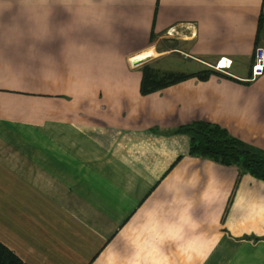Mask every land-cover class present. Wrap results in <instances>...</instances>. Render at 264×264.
I'll use <instances>...</instances> for the list:
<instances>
[{"label":"crops","instance_id":"crops-1","mask_svg":"<svg viewBox=\"0 0 264 264\" xmlns=\"http://www.w3.org/2000/svg\"><path fill=\"white\" fill-rule=\"evenodd\" d=\"M257 45L264 0H0V243L22 264H264V181L176 131L264 152ZM144 65L210 73L141 93Z\"/></svg>","mask_w":264,"mask_h":264},{"label":"trees","instance_id":"trees-1","mask_svg":"<svg viewBox=\"0 0 264 264\" xmlns=\"http://www.w3.org/2000/svg\"><path fill=\"white\" fill-rule=\"evenodd\" d=\"M262 18L259 19V24ZM210 70L194 73L159 72L149 65L142 67L140 91L148 93L190 76L205 78ZM176 131L188 135V153L209 158L223 165H233L264 181V152L232 137L221 126L197 120L178 126ZM0 264H22L20 259L0 243Z\"/></svg>","mask_w":264,"mask_h":264},{"label":"built area","instance_id":"built-area-1","mask_svg":"<svg viewBox=\"0 0 264 264\" xmlns=\"http://www.w3.org/2000/svg\"><path fill=\"white\" fill-rule=\"evenodd\" d=\"M221 59L218 60L215 65L213 66L217 70H221L223 67H226L228 62L223 64L220 63ZM130 64H132L130 60ZM264 70V49L257 45L254 47L253 50V57L251 63L249 65V78L248 80H253L256 76L262 74Z\"/></svg>","mask_w":264,"mask_h":264},{"label":"rangeland","instance_id":"rangeland-1","mask_svg":"<svg viewBox=\"0 0 264 264\" xmlns=\"http://www.w3.org/2000/svg\"><path fill=\"white\" fill-rule=\"evenodd\" d=\"M170 45H175V43H172V42H171ZM175 56H176V55H171V57H173V58H174ZM135 61H136L135 59H133V60L131 59V62H132V63H135ZM183 62H184L183 64H186L187 61H183Z\"/></svg>","mask_w":264,"mask_h":264}]
</instances>
